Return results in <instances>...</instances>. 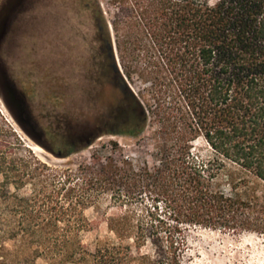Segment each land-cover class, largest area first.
<instances>
[{
	"label": "trees",
	"instance_id": "1",
	"mask_svg": "<svg viewBox=\"0 0 264 264\" xmlns=\"http://www.w3.org/2000/svg\"><path fill=\"white\" fill-rule=\"evenodd\" d=\"M90 1L96 83L106 75L109 84L106 134L136 138L152 117L153 161L107 158L72 173L33 155L4 157L0 247L18 240L23 253L32 249L19 264L73 262L86 253L83 212L103 196L121 210L108 220L117 243L98 242L87 253L93 264H183L192 228L264 236V0H109L106 12L97 0H81L84 10ZM123 78L141 85L136 96ZM60 119L64 155L53 154L92 144L96 136L76 146L91 129L69 136L71 119ZM29 180H38L30 196L8 191Z\"/></svg>",
	"mask_w": 264,
	"mask_h": 264
},
{
	"label": "rangeland",
	"instance_id": "2",
	"mask_svg": "<svg viewBox=\"0 0 264 264\" xmlns=\"http://www.w3.org/2000/svg\"><path fill=\"white\" fill-rule=\"evenodd\" d=\"M88 0H85L87 2ZM104 12L109 10V0H97ZM48 8L35 13L37 22L29 28L28 47L12 50L4 66L11 84L24 101V111L18 115L3 101L0 92V160L4 157L27 161L32 155L54 170L75 172L78 165H90L94 160L102 163L107 158L117 163L127 160L135 164L152 163L153 147L158 141L159 126L153 121L136 138L121 135H97L89 146H80L78 152L59 158L51 151L60 147L61 116L71 119L72 133L88 131L99 121L108 123V95L96 103L91 97L99 90V70L94 57L97 44L93 21V4L82 8L81 0H46ZM108 16V15H107ZM104 81V86L106 80ZM107 84V83H106ZM137 93L141 85L135 81L129 85ZM108 87V86H107ZM70 140V139H68ZM196 147L205 149L202 142ZM3 177L0 174V192ZM30 181L16 191L9 185L10 193L20 197L30 196L38 189ZM89 223L78 238L86 253L77 255L73 262L62 264H93L92 257L98 242L117 243L108 229V220L121 213L109 197L103 196L84 210ZM47 220H53L50 216ZM127 243L132 244V241ZM142 252L152 253L150 247ZM32 256V249L23 253L22 243L16 240L2 241L0 257L5 264H19L24 256ZM132 255L136 252L133 250ZM36 264H61L37 258ZM132 264H136L132 262ZM183 264H264V236L243 234L239 236L217 231L192 228L187 231V252Z\"/></svg>",
	"mask_w": 264,
	"mask_h": 264
},
{
	"label": "flooded vegetation",
	"instance_id": "3",
	"mask_svg": "<svg viewBox=\"0 0 264 264\" xmlns=\"http://www.w3.org/2000/svg\"><path fill=\"white\" fill-rule=\"evenodd\" d=\"M47 8L46 0H0V92L3 95H5V88L2 81L9 80L4 67L7 65L6 60L11 56L12 50L28 47L29 28L34 21L37 22L34 14L44 12ZM104 77L106 80L107 76ZM106 83L104 86V81H98L99 90L92 94V101L96 103L103 101V95L108 92V82ZM112 129L109 123L98 121L88 133L76 138L75 145L88 143L93 137L99 134L104 135Z\"/></svg>",
	"mask_w": 264,
	"mask_h": 264
},
{
	"label": "water",
	"instance_id": "4",
	"mask_svg": "<svg viewBox=\"0 0 264 264\" xmlns=\"http://www.w3.org/2000/svg\"><path fill=\"white\" fill-rule=\"evenodd\" d=\"M120 71V69H119ZM124 79V78H123ZM114 82H111L110 84H118L119 87L125 91V86H124V82L117 76L113 77ZM125 84H127V86L130 88V86L128 85V83L126 82V79H124ZM4 88H5V95L3 98V101L6 105H9L13 111L15 113H17L18 115H22L23 111H24V101L23 99L19 96V94L17 93L15 87L13 84H11V82L7 79H4L2 81ZM109 88V84L107 89ZM131 89V88H130ZM131 91L133 92V94L136 96V94L134 93V91L131 89Z\"/></svg>",
	"mask_w": 264,
	"mask_h": 264
}]
</instances>
